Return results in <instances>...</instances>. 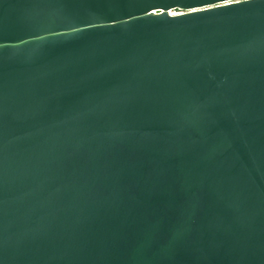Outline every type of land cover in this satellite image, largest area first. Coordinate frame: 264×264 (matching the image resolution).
Here are the masks:
<instances>
[{
  "label": "water",
  "instance_id": "water-1",
  "mask_svg": "<svg viewBox=\"0 0 264 264\" xmlns=\"http://www.w3.org/2000/svg\"><path fill=\"white\" fill-rule=\"evenodd\" d=\"M0 264H264V0H0Z\"/></svg>",
  "mask_w": 264,
  "mask_h": 264
},
{
  "label": "built area",
  "instance_id": "built-area-1",
  "mask_svg": "<svg viewBox=\"0 0 264 264\" xmlns=\"http://www.w3.org/2000/svg\"><path fill=\"white\" fill-rule=\"evenodd\" d=\"M179 13H181V11L180 12H177V11H172V12H170V14H179Z\"/></svg>",
  "mask_w": 264,
  "mask_h": 264
},
{
  "label": "rangeland",
  "instance_id": "rangeland-1",
  "mask_svg": "<svg viewBox=\"0 0 264 264\" xmlns=\"http://www.w3.org/2000/svg\"><path fill=\"white\" fill-rule=\"evenodd\" d=\"M175 11L180 12V10H175Z\"/></svg>",
  "mask_w": 264,
  "mask_h": 264
},
{
  "label": "bare ground",
  "instance_id": "bare-ground-1",
  "mask_svg": "<svg viewBox=\"0 0 264 264\" xmlns=\"http://www.w3.org/2000/svg\"><path fill=\"white\" fill-rule=\"evenodd\" d=\"M170 12H172V11H170Z\"/></svg>",
  "mask_w": 264,
  "mask_h": 264
}]
</instances>
